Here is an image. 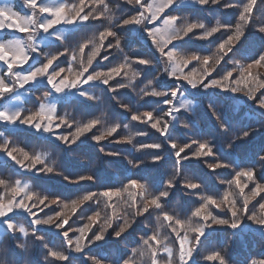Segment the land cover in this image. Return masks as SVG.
<instances>
[{
    "label": "trees",
    "instance_id": "obj_1",
    "mask_svg": "<svg viewBox=\"0 0 264 264\" xmlns=\"http://www.w3.org/2000/svg\"><path fill=\"white\" fill-rule=\"evenodd\" d=\"M77 3L78 0H44L43 3L49 6H56L60 3ZM147 0H145V3ZM239 3L242 0H221L220 4H209L207 6H200L192 3V0H181V3L174 6L173 9L166 10L162 15L167 14L170 11L173 14L179 15L181 20L177 22L176 26L183 28L184 23L203 22L205 28L216 27V18L220 17L222 23L230 24L232 30H235V23L237 20V10L227 9L224 7L226 3ZM105 3L113 9V13L117 20L115 24H121L124 18L128 16L138 15V6L134 3H128L126 0H105ZM118 5V7H117ZM0 7H12L14 11L19 12L22 15H28L30 9L23 5L22 0H0ZM103 6H97L92 3V0H88L85 7V12H92L94 9L99 10ZM44 17H42L43 19ZM49 18V17H48ZM106 21L101 17L100 19L93 20L91 17L88 22L76 25H59L56 29L45 37H37L36 43L40 44L41 50L49 49L42 54L44 56L54 54L58 49L65 50L69 46L76 48L79 43L92 40L94 37H98L99 32L103 31L102 25H105ZM9 30V29H8ZM114 32L121 39V47L117 49L114 47L115 38L109 37L105 41L107 45L108 41H111L113 47L102 48L100 54L93 61L92 66L89 68V72L95 69L96 71H108V69L114 65H118L124 62V58H128L130 67L121 72L120 76L110 80L109 85L101 84L100 82H90L88 85H83L80 89H73L71 91L65 90L61 94H53L48 85H45L40 80L35 81L33 84H29L27 87L32 86H44V91H48L51 94L50 99L58 101L59 110L56 111L57 117L65 115L66 109H72L73 115L81 118L88 119L94 116L103 117L105 121L118 120L121 124L127 123L133 112L152 111L155 117L161 120V123H166L171 120L170 117L165 115V111L168 108L163 101L166 99H172L174 106H179L185 99L194 100L195 108L194 115H189L183 108H180L179 119L185 120L189 124V128L185 129L179 125V119L174 120L170 126L169 135L167 137L161 136L155 129L150 127V123L141 124L138 121L132 122L133 131H146L148 133L145 137H138L136 143H159L161 145L159 150L154 149H142V152H134L123 139L127 134V130L123 128L117 129L111 137H107L100 143H95L92 140V136L100 135L104 129L98 123L92 132L87 133L85 137H81L76 144H72L71 147L64 145L57 139L51 138L46 133H36V137H40L43 141L44 148L39 152L45 158L44 165H37V168L33 171H19L25 172L26 176L22 177V182L30 181L32 191L39 195H49L51 198L61 199L64 203L71 204L72 201L78 200L83 193L87 191H102L107 188H119L123 183H127L128 179L135 178L140 180L141 183L147 184L149 193L158 194L164 190V185L169 180H172L176 185L173 189H169V196L166 199H162V210L167 211L181 219H191L193 222L200 223L197 218L191 216V211L195 207H198L201 201V196L213 195L217 198L223 196V193L228 189V185L221 184L222 179H230L234 170L241 168H254L257 172V179L259 182L264 183V167H261L259 157L264 155V109L257 106L256 101H249L245 97V92L248 88L254 87L250 84L248 88H244L237 93L225 92L220 89H204L199 87L191 89L186 81L176 80L165 72V68L171 69V65L166 58H162L158 52L151 46V41L146 39L145 35H139L140 31L137 28L115 27ZM63 32L64 43L56 40V34ZM203 33L202 29L194 30L193 34L189 37H185L183 40L174 42V47L182 51L185 55L196 53L199 55H212L217 48L219 42L222 39H227L225 30L221 28L219 32L213 34L206 40L196 39ZM6 31V29L0 30V42H5L8 39L17 38L19 34ZM21 35V34H20ZM19 39L25 38V36L18 37ZM99 43V40H96ZM93 49L92 43H88V47L85 49L84 62H87V55L91 53ZM167 51V49H166ZM41 52V51H40ZM264 52V37L254 30H249L245 38L237 44L229 56L225 58L226 61L236 56L239 59L244 60L246 63L258 58V56ZM41 55V56H42ZM104 56H108V60L103 59ZM144 57L151 60L150 65H138L134 63L137 58ZM70 60V56L65 58L61 57L56 62L60 68L67 69ZM55 64V66H56ZM211 64V61H210ZM38 65L30 66L36 67ZM54 66V67H55ZM80 67V58L72 62L73 71L76 72ZM5 65L0 63V72L4 71ZM234 65L231 63L221 62L220 66L212 72V75L208 79H222L223 73L226 70H232ZM195 70L197 75L203 70L202 66L193 61L184 68V72L187 73L190 70ZM259 79L264 78V68L254 70ZM133 72H140L141 75L136 77ZM62 75H68L67 71ZM87 75V74H86ZM238 73L234 72L233 76L236 77ZM152 80L151 86L146 87L148 81ZM131 82V87H119L120 84H128ZM207 82V80L205 81ZM229 84L232 82L229 81ZM179 86L180 93L175 98L168 97H151L144 96L141 91L148 92L155 91H167L171 92L177 89ZM235 86V85H232ZM114 87L116 91H110L109 88ZM34 88V87H33ZM86 92L92 95H100L102 99L100 101H89L77 95V92ZM35 90L30 89L27 94H32ZM183 93V94H182ZM259 96V92L256 93ZM143 96V100L140 97ZM259 98V97H258ZM25 101V99H24ZM21 104V102H20ZM121 104H126L132 111H128L121 107ZM213 112L216 116H213ZM177 115V113H175ZM218 117V118H217ZM72 127L65 125V133L58 134H71L75 131L76 122L69 120ZM223 125V129L221 128ZM106 126H110L107 124ZM29 130H33L27 126L21 127ZM9 128L5 124L0 123V133L4 136ZM244 131H248L250 134L247 138L235 139L242 135ZM34 134V133H33ZM71 139V137H70ZM119 139V144H113L111 141ZM192 139L207 140L212 146L214 155L212 157L201 159H188L181 160L177 163V158L174 155V150L169 147V143L175 142L178 145L185 143H191ZM171 141V142H170ZM231 145V147H229ZM196 146H193V149ZM103 148L106 152L121 153L119 156H106L100 149ZM192 149H189V155H191ZM31 154H33L31 152ZM123 155H128L135 161L151 159L155 156L163 157L157 163L146 162L141 164L140 167L132 169L127 162L123 159ZM217 159L229 164L231 167L228 169H220L213 172L208 164L214 163ZM25 164H29V161H25ZM9 167L15 169L17 165L9 163ZM51 166L53 168L52 173H46L41 171L42 168ZM179 170V171H177ZM61 173V174H57ZM81 175H91L92 181L81 182L78 184L69 183L64 177L67 176L69 180L77 179ZM198 182L201 184L200 189L193 192L184 187L187 182ZM249 187H252L249 184ZM235 190V189H233ZM232 190V191H233ZM238 192V190H235ZM248 191L247 189L245 190ZM138 193V190H137ZM264 195V194H262ZM10 197V195L8 196ZM259 200V197H257ZM147 201L139 194L135 198V206L129 207L131 201L127 194H124L121 198H114L111 203L115 205V209L106 208L104 200H93L86 202L78 206L75 220L72 221L71 209L65 210V215L69 216V226L71 228H79L88 223L87 216L92 215L94 211L101 212V221L97 223L92 231L99 230L103 223L105 214L111 217L115 212V216L112 221V227L108 229V234L102 241L93 243L85 249L83 253H73V264H90L87 257H95L103 260H112L119 262L124 259L132 257L133 249H142L146 246L142 244V237L146 235H152L158 231L160 236H166V243L170 244L174 251L178 250V243L174 233L166 226V222L157 220V216L162 215V210H157L152 206H149V212L143 215H137V207H141ZM38 204V199H34L29 204ZM48 202L46 201V204ZM255 205L256 210H259V204L254 200L249 205L251 209ZM43 208L41 219L46 218L49 214H55L60 211V207L53 204L48 207L40 205ZM37 207V210L40 208ZM209 210L213 215H218L222 218L230 217L231 213L227 211V205L223 210L220 208L211 207ZM18 212H14L11 215H17ZM149 214V215H148ZM27 216V215H26ZM124 218H127L132 222V226L127 228L125 233L116 238L113 234V229H118L124 224ZM32 219V218H31ZM24 226L31 227L29 235L23 236V241L29 245L28 260L31 264H61L59 261H52L51 257L47 260L44 259L47 254V248L51 247L56 250L63 251L66 248L64 245V238L61 234V230L55 226L49 225H32L31 222L24 218ZM0 225V239H4L8 242L10 249L15 253L18 259H23L22 253H19L13 244L14 235H11L2 229ZM35 232V236H40L42 240H36L32 233ZM69 234L73 237L78 235L76 232L70 230ZM181 235H187L189 241H193L195 233L187 231L185 229L181 232ZM91 236V233H89ZM233 236L231 247L228 251V259L230 261L246 260L249 256H260L264 253V243H261L258 239V232L251 222H245L239 229L232 230L227 226L213 225L211 228L206 229L205 235L201 238V244L199 245L196 253L194 254L191 264H214L204 260V256L212 251L223 249L228 244L229 237ZM17 238V237H16ZM255 244V246H253ZM47 245V247H46ZM149 254L139 255V253L132 257L134 264L140 261L147 260L148 264H151ZM161 259H167V253L163 251V245H161V251L159 252ZM71 263V264H72Z\"/></svg>",
    "mask_w": 264,
    "mask_h": 264
},
{
    "label": "snow or ice",
    "instance_id": "obj_2",
    "mask_svg": "<svg viewBox=\"0 0 264 264\" xmlns=\"http://www.w3.org/2000/svg\"><path fill=\"white\" fill-rule=\"evenodd\" d=\"M126 2L134 3L138 6V15L124 18L120 27L123 29H143L146 39L151 41V46L159 52L162 58H166L171 65V69L169 70L167 68L165 71L169 76L174 77L176 80L186 81L194 88L203 87L205 89H220L221 91L231 93H237L244 88H248V86L252 84L254 87L248 88L245 95L250 101H256L258 107L264 108V80L259 79L254 71L256 69L264 68V55H259L258 58L243 65L239 63L235 64L232 70L224 71L222 79H208V77L212 75V72L220 66L222 61L227 63L225 58L229 56V53L233 51L237 42L240 40L239 25L233 31L230 24H223L219 27L208 29L200 22H186L184 23L182 31L177 33L173 32L172 28L181 20L179 15L168 11L162 19L163 27L156 26V23L161 20V14H164L166 10L173 9L174 6L181 3V0H160L159 3L154 2L151 4H146L145 0H126ZM247 2L248 0H242V2L239 3L230 2L224 4V7L227 9H236L237 17L240 20H244L245 10L243 5ZM259 2L260 0L253 4L251 9L252 14H255L258 9ZM23 3L25 7L32 11L35 9H41V11L49 17V22L46 24L41 23L37 28L29 22L30 15H22L19 12L14 11L12 7H0V30L9 29L12 33L21 34L25 36L27 40L32 41L31 48L24 47L25 39H8L5 42H0V63L6 66L4 71L0 72V101L5 100L9 95L20 89H24L26 85L40 79H45L48 86L57 93L68 89H80L83 85H88L90 82L97 81L107 86L109 85L110 80L120 76L121 72L130 67L128 58L125 57L123 63L110 67L106 72L96 71L95 69L89 72V68L92 66L96 57L100 54L101 49L105 47H113L111 41H108L107 45H105V41H107L109 37L115 38L114 47L117 49H120L121 47V39L117 34L111 30H107L100 31L98 37H94L92 40L79 43L76 48L69 46V48L65 50L58 49L54 54L46 55L45 59L39 63V66L23 71L24 66L28 65L29 61L32 59V54H40V47L36 43L38 36L41 34L52 33L59 25L86 23L91 17L90 12H85L88 0H78L77 3L64 2L54 7L51 6L47 8L41 7V0H23ZM92 3L97 6H103L105 0H92ZM192 3L200 6H207L210 3L220 4L221 0H192ZM145 13H148V15H145ZM64 21H67V24L63 23ZM149 25H151V27H149ZM221 28L225 30L227 39H222L221 42L218 43L216 51L212 55H185L181 53L179 49L174 47V42L189 37L196 29H202L203 33L195 38L206 40L213 36L214 33L219 32ZM55 38L64 43L63 35H56ZM97 39L99 40V43H96ZM88 43H92L93 49L91 53L87 55V62L85 63V49L88 47ZM69 56L70 60H68L69 66L67 69L60 68L58 64H56L61 57L67 58ZM78 56L80 58V67L78 71L74 72L72 62L76 61ZM103 59L108 60V56H104ZM193 61L202 66L203 70L199 75H197L194 69L187 73L184 72V68H187ZM134 63L138 65H150L151 60L140 57L137 58ZM54 64H56L55 67ZM66 71L68 75H62ZM234 72L238 73L236 77L233 76ZM206 80L207 82H205ZM229 81L232 83L229 84ZM120 85L122 86L123 84ZM109 90L116 91V88L110 87ZM257 92H259V96L256 95ZM179 93L180 89H174L163 97L170 96L171 98H175ZM146 96L161 97L160 93L154 90L148 91ZM163 102L168 105L165 115L170 117L171 120L175 119V113L179 111L180 108L187 107L183 102L178 107L174 106L172 99H166ZM131 119L138 121L141 124H148L151 122L150 127L165 137L167 136L168 128H170V125H167V123L162 124L161 120L158 117H155L152 111H143L131 115ZM0 123L5 125L20 124L34 128L37 132H43L55 136V139L69 147H71L72 144H76V142L80 140L81 137H85L87 133L92 132L97 125L95 120H91L80 127H76L75 131L71 134H58L62 125H67L69 128L72 127V125L66 118L57 117L55 108L48 105H40L37 110L27 113L23 109L9 110L5 107L0 109ZM221 128L222 130H225L223 127ZM115 132L116 129H112L106 134H94L93 136L96 142L100 143L107 137H111ZM0 135H3V133H0ZM194 145L196 147L193 149ZM160 147V144H147L144 149L159 150ZM170 147L174 150L177 163H180L181 160L192 158L201 159L212 157L214 155L213 148L207 140L192 139L191 143H185L183 145L171 142ZM189 149H192L191 155H189ZM0 153H4L15 165L25 171H33L37 168V165L45 164V158L41 154H30L24 149L13 145L11 141L7 139L0 143ZM17 153L22 156V159L17 158ZM25 161H30V163L25 164ZM208 167L213 172H216L220 169H228L231 166L220 159H217L214 163L208 164ZM41 171L52 173L53 168L46 166L42 168ZM232 173L230 179H222L220 181L221 184L226 183L229 189L223 193L222 197L217 198L213 195L201 196L202 203L191 211V216L201 221L195 226L191 219L184 220L162 210V199H166L170 193L169 189H173L176 186L172 180H169L167 184L164 185V190L160 191L158 194H152L148 192L145 184L135 178L128 179L127 183H123L119 188H107L102 191H87L83 193L78 200L72 201L71 204L64 203L61 199H56L54 197L50 199L49 195L41 196L34 193L31 190V186L22 182V179H15L13 181L11 179L6 180L0 178V188L10 194V198L8 199H5V196H0V219H3L6 223V229L8 232L15 233L18 231L19 233H22L24 237L29 235L28 230L23 226L17 227L16 224L7 220L10 214L16 210H22L29 216L33 217L31 220L32 225H49L60 229L66 248L61 251L48 247L46 260L48 257H51L52 261H59L62 262V264H65L69 259L66 254L67 252L83 253L91 244L102 241L105 238V235L109 233L108 229L112 227L113 219L117 218L114 212L113 216H107L108 219L106 221L103 218L105 224L103 229L99 228L97 231H92L93 227L101 221V212L94 211L92 215L87 216L88 223L84 224L83 227L71 228L69 226V217L65 215V210L70 208L72 215H76L79 205L93 201L94 199L97 201L102 199L105 201L106 208L115 209V205L112 204L111 201L114 198L123 197L124 194H127L131 201L129 207H134L135 198L137 194H139L141 198L145 199L147 202L141 207H137L136 214L143 215L144 213H148L149 206H152L157 210H162V215L157 216L158 222L161 221V219L162 221L167 222L166 226L170 228L172 233L176 236L179 246L178 250L182 254V264H191L192 258L201 244V238L205 235L206 229L210 228V225L229 224L227 219L218 215H213L209 210L210 206L223 210L224 206L227 205V211L231 213V216L235 217L237 215V202L233 199V189L238 190L242 202L246 205L242 209L245 214L249 212V205L252 204L254 200L259 204L258 211L264 213V195H262L264 194V183L258 181L256 169L241 168L239 170H234ZM64 179L68 180L69 183L78 184L81 182L92 181L93 177L91 175H81L77 179L69 180V178L65 176ZM249 184H251L252 187H249ZM184 187L195 192L200 189L201 184L190 181L185 183ZM246 189L248 190L247 192L245 191ZM34 197L38 199V204L33 203L29 206V202H31ZM257 197H259V200H257ZM46 201L48 202L47 204ZM53 204L59 206L61 209L60 211L55 212V215H47L46 218L41 219L39 218L38 213H33V208H37L40 205L48 207ZM251 209H256L255 205H253ZM40 211H43V208H40ZM253 219H256V217H253ZM231 226L235 227L236 225L232 224ZM127 228H129L128 225L123 224V226H120L118 229H113L114 236L120 238ZM185 229L194 232L196 234V239L189 241L187 235L182 236L181 232ZM70 230L78 233V235L75 237L71 236L69 234ZM89 233H91V236H89ZM32 235L35 236V232H33ZM141 239L142 244L146 247L142 249H133L132 257L136 256L138 253L142 256L147 252L150 256L151 264H160L159 252L161 251L162 241L159 232L156 231L152 235H146ZM163 251L166 252L167 249L163 247ZM132 257L126 259L125 264H134ZM205 260L218 264L219 256L218 254L208 255L205 257Z\"/></svg>",
    "mask_w": 264,
    "mask_h": 264
},
{
    "label": "clouds",
    "instance_id": "obj_3",
    "mask_svg": "<svg viewBox=\"0 0 264 264\" xmlns=\"http://www.w3.org/2000/svg\"><path fill=\"white\" fill-rule=\"evenodd\" d=\"M257 2H258V0H248V2L243 5V8L245 10V12H244L245 19L240 20L237 17V20L235 23V29L238 25L240 26V40L237 42V44H239L245 38V35L249 30H254L255 32L259 33L262 37H264V0H260L259 7L256 10L255 14L251 13V9H252L253 4H255ZM41 7L47 8V7H51V6L44 4L41 0ZM117 7H118V5H117ZM90 15H91L93 20L100 19L102 17L104 19V21H106V24L102 25L103 31L111 30L114 32L113 29L115 27H120V24L114 23V21L117 20L118 17L115 16V14L113 13V9L110 8L107 3H105L103 5V7L99 10L94 9L92 12H90ZM42 16L44 17L43 19L41 18ZM29 22L38 28L41 23H45V24L48 23L49 18L47 15H45V13L43 11H41V9H35L32 11V13L29 17ZM63 23L67 24V21H64ZM200 23L204 24L203 22H200ZM223 24L224 23H222L221 18L217 17L216 18V27H219ZM172 31L178 33L180 31H182V28L177 27L175 25L172 28ZM56 35H64V33L59 32ZM16 39L17 38H12L9 40H16ZM24 47L25 48H31L32 47V41L27 40V39L24 40ZM181 53H183V52L181 51ZM191 54H196V53H191ZM45 55H47V54H45ZM260 55H264V52H261ZM227 63H231L234 66L237 63H239L241 65L246 64V62L244 60L239 59L236 56H233L231 59H229L227 61ZM166 69L167 68H165V71H166ZM133 75L136 77H139L141 75V73L140 72H133ZM261 80H264V78H262ZM152 83H153V81L149 80L146 87L151 86ZM188 85L191 89H196V88L192 87L190 84H188ZM119 87H121V88L131 87V82H129L128 84H123L122 86L119 85ZM177 89H179V86H177ZM68 90L71 91L73 89H68ZM141 91L144 93V96L147 95L146 91H144L143 89H141ZM64 92L65 91H62L59 93L55 92V93L61 94ZM158 92L160 93L161 97L167 95V93H168L167 91H158ZM77 95L80 97H83L84 99L89 100V101H100L102 99V97L100 95L94 96L92 94L82 92V91L77 92ZM50 97H51V94L48 91H44L40 95H37L35 97V99H36V101H38V108L40 105H48V106L54 107L55 111H57L56 104L53 100L50 99ZM245 97L247 98L246 95H245ZM140 99L143 100V96H141ZM183 103H185L187 105L186 108H183L185 110V112H187L189 115H194L195 101L185 99L183 101ZM121 107L128 110V111H132V109L129 108V106L126 104H121ZM261 109H264V108H261ZM64 112H65V115L60 116V118H66L68 121L74 120L76 122V127H80V126L88 123L91 120H95L97 122V124L99 123L101 125V128L104 129V131L101 134H106L108 131H110L112 129L117 130V129L123 128L124 130H127V134L123 137V139L126 141L127 145L136 153L142 152V149H144L147 144H159V143L137 144L136 143L137 138L138 137H145L148 135V133L146 131H136V130L133 131L132 130V128H133L132 122H134V120L131 119V116H130V119L127 123L121 124L118 120L111 119L110 121H105L103 117H97V116H94V117L88 118V119H81V118H78V117L73 115L72 109H66ZM137 113H139V111L133 112L132 115L137 114ZM176 113H177V115H175L174 120L179 119L180 110L177 111ZM213 116H216L215 112H213ZM174 120L167 121L166 122L167 125L171 126ZM107 124H110V126H106ZM179 125L185 129L189 128V124L183 119H179ZM221 127H223V125H221ZM169 130H170V128H168L167 136L169 135ZM249 134L250 133L248 131H244L241 136L235 137V139L247 138L249 136ZM161 136H163V135H161ZM163 137H165V136H163ZM92 140L95 143H97L94 136H92ZM111 142L113 144H119L120 140L114 139ZM169 147H170V143H169ZM229 147H231V145H229ZM100 151L106 156H119V155H121V153L110 152V151L106 152V151H104L103 148H101ZM35 154L36 153L34 152L33 155H35ZM110 154H114V155H110ZM123 159L127 162V164L132 169H136V168L140 167L141 164H144L146 162L157 163L161 159H163V157L155 156V157H152L151 159L146 158L145 160H140V161L134 162V160L132 158H130L128 155H123ZM259 160L261 162V167H264V155H261L259 157ZM24 183L31 186L30 181H25ZM144 184L146 185L147 190H149L147 184L145 182H144ZM31 190H32V187H31ZM233 199L237 202V204H236L237 215L235 217H232L230 215V217L225 218L229 221V224L217 225V226H227L228 228H230L232 230H236V229H239L241 227V225L244 224L245 222H251V226H253L255 229H257L259 241L261 243H264V213H262L256 209H250L249 212L247 214H245L242 209L246 205H244V203L242 202V198H241L240 193L236 192L235 190H233ZM253 217H256V219H253ZM107 219H108L107 214H105L104 220L106 221ZM124 224H127L129 228L132 226V222H130L127 218H124ZM196 224H198V223L193 222L194 226ZM232 224H235L236 226L232 227L231 226ZM212 226L213 225H210V228ZM104 227H105V224L103 222L101 224L100 228L103 229ZM35 239L36 240H42L43 238L40 236H35ZM194 239H196V237H194ZM233 239H235V237L230 236L228 244H226V246L223 249L210 252L209 254L204 256V260H205V257L208 255L218 254V256H219L218 264H264V253H262L260 256H249L246 260H241L239 262L230 261L228 259V251H229V248L231 247V243H232ZM166 240H167L166 236H161L162 245L164 248L167 249V251H166L167 259H161L160 264H182L181 252L179 250L174 251L173 247L170 244L165 242ZM13 244H14V248L19 253L23 254L24 258L18 259L17 256L15 255V253L10 249L8 242L4 239H0V264H31V262L27 258L28 252H29V245L26 244L22 239H19L16 237L13 238ZM253 246H255V244ZM144 254H147V252H145ZM44 259L46 260V257H44ZM87 259L89 260L90 264H125V260H126V259H124V260L119 261V262H114L110 259L109 260H103V259H98V258L91 257V256L87 257ZM137 264H141V262L137 261ZM143 264H148V261L147 260L143 261Z\"/></svg>",
    "mask_w": 264,
    "mask_h": 264
},
{
    "label": "rangeland",
    "instance_id": "obj_4",
    "mask_svg": "<svg viewBox=\"0 0 264 264\" xmlns=\"http://www.w3.org/2000/svg\"><path fill=\"white\" fill-rule=\"evenodd\" d=\"M43 1L44 0H42V2ZM154 2L155 3H159L160 0H147L146 4H151V3H154ZM23 5H24V3H23ZM31 13H32V10L30 9V12H29L28 15H31ZM145 15H148V13H145ZM162 15L163 14H161V17H162ZM162 19H163V17L161 18L160 21H158L156 23V26L163 27ZM149 27H151V25H149ZM6 31H11V30L6 29ZM140 32H141L142 35H145L143 29H141ZM12 36L13 37L16 36V33H15V35H12ZM21 36H23V35H20V34L18 35V37H21ZM40 36L45 37L47 35H42L41 34ZM40 36H38V38ZM22 39H25L26 40V37L25 38H22ZM38 45L40 47V44H38ZM48 49H49V47L46 48L45 50L47 51ZM45 50H41V48H40L39 49V52L40 51L41 52H40L39 55L32 54L33 55L32 59L29 61V64L28 65H25L24 66L23 71L29 70L30 69V66H32V65H38L39 66V63L42 60L45 59V56L42 55L45 52ZM54 66H55V64H54ZM40 81L43 82L45 85H48L47 84V81L45 79H40ZM34 83L35 82H33V84ZM27 86L28 85H26L24 89H20L17 92L9 95L5 100L0 101V109H3L5 107L8 108L9 110L23 109L26 113L27 112H30V111L37 110L38 109V101H36L35 97L37 95H40L42 92H44V88L45 87L44 86H35L34 85L31 88H28ZM30 89L35 90V92H33L32 94L29 95L27 93H28V91ZM52 92H53V94H56L53 90H52ZM24 99H25V101H24ZM53 101L56 104L57 110H59L60 108L58 106V101H56V100H53ZM20 102H21V104H20ZM6 126L9 129L6 132V135L0 136V143H2L6 139L7 140H10L13 145H16L19 148L24 149L25 151L29 152L30 154H31V152L32 153H34V152L35 153H39L41 150H43L44 145H45L43 143L44 140H42L40 137H36L35 136L36 133H37V131L34 128H31L33 130L21 128V127H24V125H20V124H16V125H6ZM63 127H65V125H62L61 126V128H63ZM62 132L63 133L66 132L65 128H63L61 130V133ZM39 133H41V132H39ZM48 136L51 137V138H54L55 137V136H53L51 134H48ZM16 155H17V158L18 159H22V156H20L18 153ZM9 163L15 165L10 159H8V157L4 153H0V178H4L6 180L11 179V180L14 181L15 179H22L23 176H26V173L25 172H19V171H23V169H20L18 166H17V168L15 167V169H13V168H11V167L8 166ZM29 163H30V161H29ZM9 195L10 194L6 193L4 189L0 188V196H5V199H8V198H10V197H8ZM30 205L31 204H29V206ZM39 208H41V207H39ZM37 209L38 208H33V213H38L39 214V218H41V215H42L43 211H40V210H37ZM14 212H18L19 214H17V215H11L12 214L11 213L10 216L7 218V220L9 222H12V223L16 224L17 227L23 226L29 232L31 227L24 226V218H26V220H28L29 222H31V220L33 219V217L29 216L26 212H23L22 210H16ZM49 215H55V214H49ZM71 219H72V221H74L75 220V215H72L71 216ZM0 225L3 226L1 228L4 229V231H6L7 233H9L11 235H14L15 237L23 240V234L22 233H19L18 231L15 232V233H10V232L7 231V229H6V223L4 222L3 219H0ZM66 227H68V226H66ZM73 253L74 252H67L66 253L68 255L69 259H68L67 262H65V264H71L72 263L71 262L72 261L71 259H72L73 255H74ZM59 263L62 264V262H59Z\"/></svg>",
    "mask_w": 264,
    "mask_h": 264
}]
</instances>
